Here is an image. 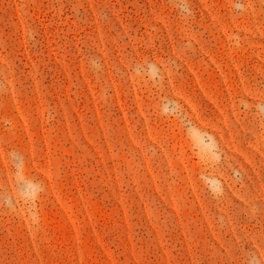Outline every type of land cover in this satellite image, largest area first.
I'll list each match as a JSON object with an SVG mask.
<instances>
[{"label": "rangeland", "instance_id": "rangeland-1", "mask_svg": "<svg viewBox=\"0 0 264 264\" xmlns=\"http://www.w3.org/2000/svg\"><path fill=\"white\" fill-rule=\"evenodd\" d=\"M0 264H264V0H0Z\"/></svg>", "mask_w": 264, "mask_h": 264}]
</instances>
